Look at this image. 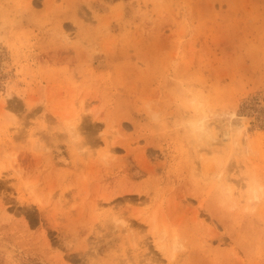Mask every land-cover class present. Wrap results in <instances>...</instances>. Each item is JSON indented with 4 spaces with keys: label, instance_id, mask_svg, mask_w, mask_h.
Listing matches in <instances>:
<instances>
[{
    "label": "rangeland",
    "instance_id": "obj_1",
    "mask_svg": "<svg viewBox=\"0 0 264 264\" xmlns=\"http://www.w3.org/2000/svg\"><path fill=\"white\" fill-rule=\"evenodd\" d=\"M0 264H264V0H0Z\"/></svg>",
    "mask_w": 264,
    "mask_h": 264
},
{
    "label": "bare ground",
    "instance_id": "obj_2",
    "mask_svg": "<svg viewBox=\"0 0 264 264\" xmlns=\"http://www.w3.org/2000/svg\"><path fill=\"white\" fill-rule=\"evenodd\" d=\"M208 121H210V120H209V117H207V116L205 115V116L200 120V122H199V127H200V131H201V132H205V131H207V133L210 134V130L207 129L208 126L206 127V125L209 124ZM243 121H244L243 118L240 117L238 114H233V115L231 116V119H230V121H229V126L232 128V129H231V132H232L231 135H233V137H234V136H235V137H237V136H242V135H244V134L246 133V127H245V124H244ZM66 123H69V122H66ZM69 125H70V123H69ZM70 126L73 127V125H70ZM72 127H69V129H71ZM72 129H73V128H72ZM254 195H255V197L257 198V195H256L255 192H254ZM164 233H165V231H164Z\"/></svg>",
    "mask_w": 264,
    "mask_h": 264
}]
</instances>
